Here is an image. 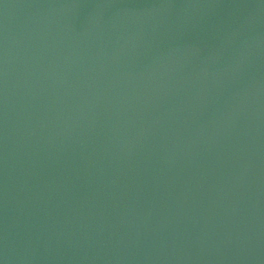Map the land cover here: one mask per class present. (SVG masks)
Returning a JSON list of instances; mask_svg holds the SVG:
<instances>
[{"label": "water", "instance_id": "1", "mask_svg": "<svg viewBox=\"0 0 264 264\" xmlns=\"http://www.w3.org/2000/svg\"><path fill=\"white\" fill-rule=\"evenodd\" d=\"M0 264H264V0H0Z\"/></svg>", "mask_w": 264, "mask_h": 264}]
</instances>
